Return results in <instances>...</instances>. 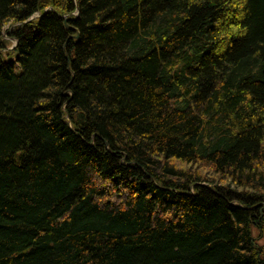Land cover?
<instances>
[{"label": "trees", "instance_id": "obj_1", "mask_svg": "<svg viewBox=\"0 0 264 264\" xmlns=\"http://www.w3.org/2000/svg\"><path fill=\"white\" fill-rule=\"evenodd\" d=\"M263 239L264 0H0V264Z\"/></svg>", "mask_w": 264, "mask_h": 264}, {"label": "rangeland", "instance_id": "obj_2", "mask_svg": "<svg viewBox=\"0 0 264 264\" xmlns=\"http://www.w3.org/2000/svg\"><path fill=\"white\" fill-rule=\"evenodd\" d=\"M6 37H8V34H6ZM7 40H8V39H7ZM9 40H10L11 43L13 42V45L16 44L15 41H12L11 39H9ZM253 234H254V236H255L257 239H260V238H261V237L259 236L258 232L253 231ZM263 243H264V239L260 241V244H263Z\"/></svg>", "mask_w": 264, "mask_h": 264}]
</instances>
